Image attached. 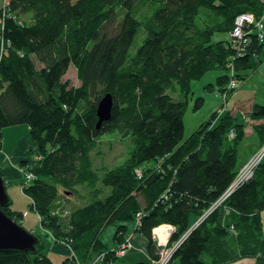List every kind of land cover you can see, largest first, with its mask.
I'll return each mask as SVG.
<instances>
[{"label": "trees", "instance_id": "obj_1", "mask_svg": "<svg viewBox=\"0 0 264 264\" xmlns=\"http://www.w3.org/2000/svg\"><path fill=\"white\" fill-rule=\"evenodd\" d=\"M148 1L157 9L141 22L133 12L138 0H4L5 8L0 0V27L6 11L5 34L12 42L0 61V141L7 126L30 127L41 163L37 179L23 191L43 227L55 237L71 238L82 263L106 251L98 264H121L123 257L108 248L101 233L114 224L113 243L120 244L136 212L143 211L137 231L149 241L150 259L134 264H152L160 257L154 228L175 226L170 243L176 242L191 227V217L209 209L238 173L243 125L226 113L217 125L214 119L205 121L187 137L184 115L193 83L205 73L225 71L218 78L221 86L229 80L234 50L229 37L216 35L229 33L241 12L261 16L263 5L259 0ZM20 13H31L32 21L26 24ZM140 28L145 38L132 50ZM252 38L246 54L234 61L236 71L259 63L262 47ZM32 55L46 65L35 69ZM72 65L81 80L77 86L64 80ZM177 90L182 100H176ZM108 92L112 116L98 129L96 109ZM203 101L198 97L195 109ZM253 116L264 118V106L255 105ZM106 133L130 136L133 150L123 164L99 175L93 153L96 139ZM161 161L163 168L156 167ZM83 184L94 199L69 210V194ZM225 204L231 212L221 207L192 229L169 264L177 259L180 264H231L250 256L264 264V160ZM10 205L11 198L3 209L22 223L23 213ZM233 224L237 232L230 229ZM41 243L35 252L0 249V264H55ZM61 264L78 263L68 257Z\"/></svg>", "mask_w": 264, "mask_h": 264}, {"label": "crops", "instance_id": "obj_2", "mask_svg": "<svg viewBox=\"0 0 264 264\" xmlns=\"http://www.w3.org/2000/svg\"><path fill=\"white\" fill-rule=\"evenodd\" d=\"M260 46L262 49L259 53V63L251 68L237 71V75L240 78V86L234 89V91L223 96V90L226 89L227 84L221 86L217 83L218 77L226 74L225 71H209L200 80L195 81L193 83L194 95L188 100V107L184 115L185 130L188 136L203 122L207 121L212 113L220 112V108L225 105L224 111L219 113L214 119L213 126L217 125L221 118L229 112L235 115L238 124L244 125L245 136L237 146L239 165L246 162V160L264 147V118H255L253 116L255 105L264 106V41L261 42ZM209 85L214 86L213 91L206 90V87ZM198 97L203 98L204 101L199 109H195V100ZM182 99L181 97L178 100ZM248 115H250V121L246 120ZM19 127H24L26 136L28 137H25L22 140L23 143L21 142L17 145L15 153H12L11 137H8V131L11 129L16 130ZM1 142L0 172L5 178L7 190L10 193L17 186L22 187L23 175L21 168L29 167L36 171L41 163L38 161L40 156L38 154V147L31 137L30 127L26 123L5 127L2 130ZM25 146L28 147V153H25V150H27ZM194 220L195 218H191L189 223L191 224ZM132 236L134 237L135 244H141L142 247L141 249L134 248L131 251L129 249L123 257L124 260H120L119 263L134 264L149 261L148 239L138 232ZM115 245H117L115 242H111L109 246L113 248ZM54 249L55 251H50L49 257L55 264H61L66 258L70 257L68 254L62 258L64 252L62 243L55 245ZM241 261L231 264H243ZM173 263L178 264V261L176 260Z\"/></svg>", "mask_w": 264, "mask_h": 264}, {"label": "rangeland", "instance_id": "obj_3", "mask_svg": "<svg viewBox=\"0 0 264 264\" xmlns=\"http://www.w3.org/2000/svg\"><path fill=\"white\" fill-rule=\"evenodd\" d=\"M156 9H157V7H154L153 5H151V3L148 0H138L136 7L134 8L133 12H134V15L136 16V18L139 21L143 22V21H146L149 18H151L153 16V14L155 13ZM122 13L123 12H121V14H119L117 16V20L121 19ZM206 14H207V12H205V10H203L202 16H204ZM19 15L20 16H18V17L23 22H25L26 24H29L32 21V14L31 13H20ZM15 18L17 19V16H15ZM209 19H212V18H209ZM115 22H117V23H115ZM115 22H112V23L115 24L114 27L116 28L117 27L116 24H118V21H115ZM112 23H110V24H112ZM145 34L146 33H145L144 28H140L138 30V35L136 36L135 42L132 46V50H136L138 45H140V43L145 38ZM216 37L219 39L228 38V33L220 32L216 35ZM30 62L32 63V65L35 69H40L46 65V62L43 59H41L35 55L31 56ZM227 73L229 75L228 76L229 80L226 83L227 86L229 85L232 78H236V79L240 80L239 75H237L238 74L237 71L234 70L232 67L230 68V70ZM64 80H70L73 85H80L81 84V80L78 78L77 66H74V65L71 66V68L69 69L67 74L64 76ZM217 83H218V81H217ZM223 91H224L223 92V96H224V95H226L229 92H232L234 90H227V91L223 90ZM175 93H176L175 96L178 93L176 100L180 99L181 93L179 92V90H177V92H175ZM81 105H82L81 106V112H83L84 102H82ZM224 108H225V105H223L222 108H220V110H221L220 112L212 113L207 121L215 119L219 113L224 111ZM230 114H232V113H230ZM232 115L235 117L234 114H232ZM246 120L250 121V115L247 116ZM243 130H244V136H245L244 125H243ZM190 135H188L187 137H189ZM9 136L11 137L12 153H15L17 145L21 142L23 143L22 140H24L25 137H28V136H26L24 127H19L16 130L11 129L10 131H8V137ZM235 136H236V131H235V129H232L230 132V138L233 139V138H235ZM25 147L27 149V150H25V153H28L29 152L28 147L27 146H25ZM262 149H264V147ZM132 150H133V141H132V138L130 136L124 137L118 133H106L104 135L99 136L96 139V146H95V150L93 153L94 170L99 175H101L104 171L123 164L129 158ZM260 151L261 150H259L257 153L252 155L248 160H246V162H248L250 159H254L255 157H257V154ZM34 155H33V157H34ZM38 161H40V159H38ZM246 162H244L243 164L238 166V171L243 167V165ZM162 163H163L162 161L157 163L156 167L163 168ZM248 173H249V171H246L243 178H246L248 176ZM99 186H100V183H98V187ZM78 188H79L78 193L69 194L68 206H67V208L69 210H74L78 207H83V206L89 204L90 201H92L93 196H91L89 194V188L87 187L86 184H83V185L79 186ZM99 188H102V186ZM107 192H109L108 188L103 190L102 195L103 196L106 195ZM165 193H164V195H165ZM8 194L12 200V205H10L12 207V209L16 210L19 213H23V219H22L21 224L25 228H27L29 231H32L33 233H35L37 236H39L41 238V240H42L41 244H42V246H46V252H48V255H49L50 251L51 252L55 251L54 246L59 244V243H62L63 247H64V252L62 254V258H64V256H67L68 254H69V256L71 255L72 247H71V243L69 242V240H71V238H68L67 235L66 236L60 235L58 237H55V235L52 232H50L49 230H47L43 227V225L41 223V217L39 216V214L35 211V209L32 206L31 197H29L28 195H26L24 193L22 187L17 186L16 188L12 189L10 191V193L8 192ZM138 212H143V211H137L136 212L135 218L131 224V231L129 232V234H128V232H124V234L120 240V242H123L124 240H126L128 238L130 239V241H131L130 251L133 250L134 248L135 249H141V247H142L141 244H137V245L135 244L134 237L132 236L133 234H136V232H138L137 229L132 232V228H133V226H135V221H136V217H137ZM194 217L195 216H192L191 218H194ZM261 217L263 220V229H262V235L261 236L264 237V211L261 213ZM64 218H67V217H64ZM206 218L207 217H204V220ZM36 222H37V224H36ZM34 224H36V225H34ZM115 230H116V226L114 224H110L101 233V239L103 241L107 242L108 246L111 245V242L113 243V241H114ZM65 231L67 233L68 229ZM115 244H117V243H115ZM169 245H170V243H169ZM108 248H112V247L109 246ZM123 260H124V258H123ZM241 260H242L241 263H243V264H258L256 259L253 258L252 256L245 257ZM177 261H178V264H180V261L178 259H177ZM115 264H117V263H115Z\"/></svg>", "mask_w": 264, "mask_h": 264}, {"label": "built area", "instance_id": "obj_4", "mask_svg": "<svg viewBox=\"0 0 264 264\" xmlns=\"http://www.w3.org/2000/svg\"><path fill=\"white\" fill-rule=\"evenodd\" d=\"M259 2L264 7V0H259ZM3 7H6V3H4L3 0ZM7 12L5 11L3 13V22L0 27V58L2 57V54L4 51L12 46V42L9 38L6 37L5 34V18H6ZM12 17H15L13 15ZM229 41L231 44L232 50H234L229 67H232L234 69V61L244 56L246 53V48H249L250 44L253 41V37H257L259 44L264 41V9L263 14L259 16L255 12L252 11H244L237 15L235 18V23L233 26V29H231L228 33ZM235 70V69H234ZM240 86V80L236 78H232L229 85L226 87L225 91L227 90H234ZM0 147H1V141H0ZM262 149L258 154L257 157L254 159H250L248 162H246L243 167L238 171L236 178L234 180V183L229 187V189L223 193L215 202L211 204L209 209L204 213V217H207L212 209L219 206L223 201H225L228 196L241 184L249 181L256 175V170L259 166V164L264 159V155H262ZM246 171H249L248 176L246 178L244 177V174ZM21 173L23 175L24 181L22 183V189L28 188L32 182H34L37 179V173L32 168H21ZM166 195V194H165ZM60 208L57 210V213H59ZM68 213L67 210L64 211V214ZM138 227L141 225L140 218L143 214L141 212L138 213ZM161 230L157 232L158 235V248H159V259L154 260L152 264H169L171 261L174 250L179 246V241L173 244V246H169L168 242L164 239H161L159 237H163V233L172 234L174 231L173 225H165L160 227ZM157 228H154V231ZM70 246V245H69ZM131 248V241L130 239L124 240L118 247L113 248L112 251L116 254L118 257H123L126 255L127 251ZM106 255V251L99 254L94 260H92L89 263H82L79 261L77 254L73 249H71V255L70 259L74 260L78 264H98ZM115 264V263H111Z\"/></svg>", "mask_w": 264, "mask_h": 264}, {"label": "water", "instance_id": "obj_5", "mask_svg": "<svg viewBox=\"0 0 264 264\" xmlns=\"http://www.w3.org/2000/svg\"><path fill=\"white\" fill-rule=\"evenodd\" d=\"M113 107V97L111 93H106L99 101L96 114V127H102L105 121L111 119ZM10 196L3 174L0 172V249H19L35 252L40 238L25 228L21 223L7 214L3 207L9 205Z\"/></svg>", "mask_w": 264, "mask_h": 264}, {"label": "bare ground", "instance_id": "obj_6", "mask_svg": "<svg viewBox=\"0 0 264 264\" xmlns=\"http://www.w3.org/2000/svg\"><path fill=\"white\" fill-rule=\"evenodd\" d=\"M261 154L264 155V150L262 151ZM225 203H226V200L223 201L219 206H217V207H215L214 209H212L211 212L209 213V215L212 214L215 210H217V209H219V208H221V207H224V208L226 209L227 214L230 213V212H231V209H230L229 207H227ZM207 210H208V209H206V210L201 214V216L199 215L198 217H196L195 220H194V222H191V224H190L191 227L188 229L187 233H185V234H184L179 240H177V241L180 242V243H179V246H180V244L186 239V237L188 236V234L190 233V231H191L192 229H194L195 227H197L198 225H200V224L204 221V213H205ZM138 213H139V212H138ZM141 214L144 215V212H141ZM143 215H142V216H143ZM209 215H208V216H209ZM142 216H141V218H140V221H141V219H142ZM208 216H207V217H208ZM138 217H139V215L137 214L136 221H135V226H133V228H132V232L138 228ZM165 225H171V224L164 223V225H161V226H165ZM161 226L156 227L157 229L155 230V232H153V234H154L153 236H154V239L156 240V242H158V235H157V232H159V231L161 230V228H160ZM230 229L232 230V232H236V229H235V225H234V224L231 225ZM175 230H176V228H175V226H174V231H175ZM174 231H173V232H174ZM171 235H172V234H167V235H166V233H163V237L160 236V235H159V237H160L161 239H164L165 241H167V242H168V245H169ZM177 241H176V242H177ZM176 242H174V243H176ZM121 243H122V242H121ZM121 243H120V244H121ZM174 243H172V244L170 243L169 246H173ZM120 244L115 245L113 248L118 247ZM179 246H178V247H179ZM123 257H124V256H123Z\"/></svg>", "mask_w": 264, "mask_h": 264}]
</instances>
